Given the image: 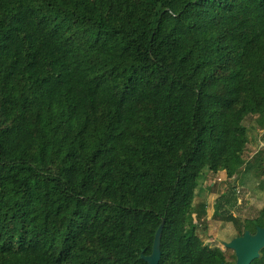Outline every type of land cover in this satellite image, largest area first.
<instances>
[{
	"label": "trees",
	"instance_id": "obj_1",
	"mask_svg": "<svg viewBox=\"0 0 264 264\" xmlns=\"http://www.w3.org/2000/svg\"><path fill=\"white\" fill-rule=\"evenodd\" d=\"M249 116L264 0H0V264H147L164 221L160 264L229 263L193 202Z\"/></svg>",
	"mask_w": 264,
	"mask_h": 264
},
{
	"label": "rangeland",
	"instance_id": "obj_2",
	"mask_svg": "<svg viewBox=\"0 0 264 264\" xmlns=\"http://www.w3.org/2000/svg\"><path fill=\"white\" fill-rule=\"evenodd\" d=\"M244 124L250 139L244 153L245 166L232 179L226 172L213 174L205 169L193 202L194 219L199 224L197 235L205 245L224 251L229 263L235 260V253L226 249L224 243L238 237L239 230L233 222L218 219L216 215L230 214L244 223L256 219L264 208V119L249 116ZM223 198H228L230 203L222 202ZM220 201L223 208L218 211L216 204ZM203 205L207 209L201 217Z\"/></svg>",
	"mask_w": 264,
	"mask_h": 264
},
{
	"label": "water",
	"instance_id": "obj_3",
	"mask_svg": "<svg viewBox=\"0 0 264 264\" xmlns=\"http://www.w3.org/2000/svg\"><path fill=\"white\" fill-rule=\"evenodd\" d=\"M165 221L158 229L153 244L152 254L149 256L141 255V258L147 264H160L162 251L161 241L163 235ZM226 249L234 251L236 262L232 264H252L255 260L261 256V251L264 249V228L259 227L256 233L246 231L242 236L234 238L229 243H224ZM231 264V263H221Z\"/></svg>",
	"mask_w": 264,
	"mask_h": 264
},
{
	"label": "flooded vegetation",
	"instance_id": "obj_4",
	"mask_svg": "<svg viewBox=\"0 0 264 264\" xmlns=\"http://www.w3.org/2000/svg\"><path fill=\"white\" fill-rule=\"evenodd\" d=\"M235 262H236V260H235L234 262H231V264H232V263H235Z\"/></svg>",
	"mask_w": 264,
	"mask_h": 264
}]
</instances>
